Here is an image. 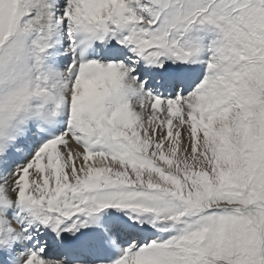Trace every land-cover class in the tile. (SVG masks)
I'll use <instances>...</instances> for the list:
<instances>
[{"label": "snow or ice", "instance_id": "1", "mask_svg": "<svg viewBox=\"0 0 264 264\" xmlns=\"http://www.w3.org/2000/svg\"><path fill=\"white\" fill-rule=\"evenodd\" d=\"M0 264H264V0H0Z\"/></svg>", "mask_w": 264, "mask_h": 264}]
</instances>
